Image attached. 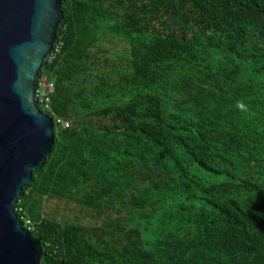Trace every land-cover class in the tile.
<instances>
[{
    "label": "trees",
    "instance_id": "1",
    "mask_svg": "<svg viewBox=\"0 0 264 264\" xmlns=\"http://www.w3.org/2000/svg\"><path fill=\"white\" fill-rule=\"evenodd\" d=\"M62 10L55 144L15 207L43 264H264V0Z\"/></svg>",
    "mask_w": 264,
    "mask_h": 264
},
{
    "label": "water",
    "instance_id": "2",
    "mask_svg": "<svg viewBox=\"0 0 264 264\" xmlns=\"http://www.w3.org/2000/svg\"><path fill=\"white\" fill-rule=\"evenodd\" d=\"M63 1L0 0V264H43L42 242L15 207L55 144L56 124L37 87L57 44Z\"/></svg>",
    "mask_w": 264,
    "mask_h": 264
},
{
    "label": "built area",
    "instance_id": "3",
    "mask_svg": "<svg viewBox=\"0 0 264 264\" xmlns=\"http://www.w3.org/2000/svg\"><path fill=\"white\" fill-rule=\"evenodd\" d=\"M53 92H54L53 84H47V85L42 84L41 89L37 91V99H38L39 105H42L46 111L51 109L50 96L53 94ZM58 124H63L64 127H68V124L63 123L62 121H58ZM27 224L31 225V222L27 221Z\"/></svg>",
    "mask_w": 264,
    "mask_h": 264
},
{
    "label": "clouds",
    "instance_id": "4",
    "mask_svg": "<svg viewBox=\"0 0 264 264\" xmlns=\"http://www.w3.org/2000/svg\"><path fill=\"white\" fill-rule=\"evenodd\" d=\"M236 107L241 111V112H246L248 111V106L243 102V101H238L236 104Z\"/></svg>",
    "mask_w": 264,
    "mask_h": 264
},
{
    "label": "rangeland",
    "instance_id": "5",
    "mask_svg": "<svg viewBox=\"0 0 264 264\" xmlns=\"http://www.w3.org/2000/svg\"><path fill=\"white\" fill-rule=\"evenodd\" d=\"M60 212H62V213H63L62 209H60ZM70 217H73V215H70Z\"/></svg>",
    "mask_w": 264,
    "mask_h": 264
}]
</instances>
